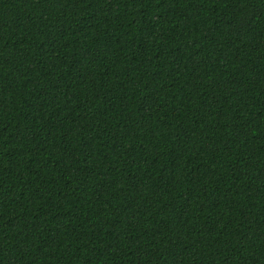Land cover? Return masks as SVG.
I'll return each mask as SVG.
<instances>
[{
  "label": "trees",
  "instance_id": "1",
  "mask_svg": "<svg viewBox=\"0 0 264 264\" xmlns=\"http://www.w3.org/2000/svg\"><path fill=\"white\" fill-rule=\"evenodd\" d=\"M0 264H264V0H0Z\"/></svg>",
  "mask_w": 264,
  "mask_h": 264
}]
</instances>
